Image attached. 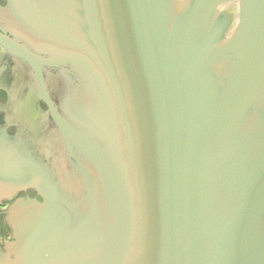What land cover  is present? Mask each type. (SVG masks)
<instances>
[{"label": "water", "instance_id": "water-1", "mask_svg": "<svg viewBox=\"0 0 264 264\" xmlns=\"http://www.w3.org/2000/svg\"><path fill=\"white\" fill-rule=\"evenodd\" d=\"M8 3L57 145L0 121V264H264V0Z\"/></svg>", "mask_w": 264, "mask_h": 264}, {"label": "flooded vegetation", "instance_id": "flooded-vegetation-1", "mask_svg": "<svg viewBox=\"0 0 264 264\" xmlns=\"http://www.w3.org/2000/svg\"><path fill=\"white\" fill-rule=\"evenodd\" d=\"M8 5V0H0V35L18 45H25L16 33H13L12 30L15 28L7 20ZM55 77V73H46L45 84L49 94L52 82L55 84L57 81ZM34 84L33 73L26 63L13 57L0 44V105L8 104L10 107L9 114L0 111V121L3 122L5 115L20 116L30 130H32L31 125L33 126L40 141L53 146L57 138L55 133L49 134L46 128L48 127L47 106L37 96ZM10 124L6 128V133L14 136L18 127L17 120H11ZM19 193L16 198L36 197L33 190ZM12 203L13 201H5L0 204V248L3 253H5V243L13 240L12 230L5 220L7 209Z\"/></svg>", "mask_w": 264, "mask_h": 264}]
</instances>
